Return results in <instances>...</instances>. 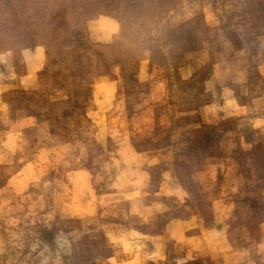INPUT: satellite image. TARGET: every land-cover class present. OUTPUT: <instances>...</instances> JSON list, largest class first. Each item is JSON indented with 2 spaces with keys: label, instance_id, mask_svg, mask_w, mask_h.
I'll list each match as a JSON object with an SVG mask.
<instances>
[{
  "label": "rangeland",
  "instance_id": "obj_1",
  "mask_svg": "<svg viewBox=\"0 0 264 264\" xmlns=\"http://www.w3.org/2000/svg\"><path fill=\"white\" fill-rule=\"evenodd\" d=\"M0 264H264V0H0Z\"/></svg>",
  "mask_w": 264,
  "mask_h": 264
}]
</instances>
